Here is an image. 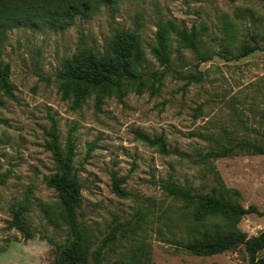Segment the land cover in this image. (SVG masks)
Returning a JSON list of instances; mask_svg holds the SVG:
<instances>
[{
	"label": "rangeland",
	"instance_id": "obj_1",
	"mask_svg": "<svg viewBox=\"0 0 264 264\" xmlns=\"http://www.w3.org/2000/svg\"><path fill=\"white\" fill-rule=\"evenodd\" d=\"M168 19L205 29L203 49L214 57L200 62L174 37L170 65H162L151 46ZM117 27L139 33L143 71L159 78L90 88L75 106L57 75L64 60L83 47L105 52ZM252 33L264 43V0H123L62 29L10 30L0 40L13 85L0 104V264H57V244L70 238L55 219L60 199L47 183L56 170L47 147L53 132L63 147L73 146L91 264L97 250L103 264H249L244 244L208 255L187 250L193 229L226 231L231 222H196L194 203L167 186L215 191L264 212V153L249 152L264 147V51L234 58ZM113 174L125 179L126 196L114 192ZM19 203L29 205L24 232L10 224ZM237 227L256 236L264 214L243 215Z\"/></svg>",
	"mask_w": 264,
	"mask_h": 264
},
{
	"label": "trees",
	"instance_id": "obj_2",
	"mask_svg": "<svg viewBox=\"0 0 264 264\" xmlns=\"http://www.w3.org/2000/svg\"><path fill=\"white\" fill-rule=\"evenodd\" d=\"M123 0H0V40L6 38L7 33L19 27H46L62 29L73 24L77 18H90L102 6L114 5ZM236 1V0H231ZM205 29L181 26L176 21L168 19L162 21L156 30L155 43L151 46L152 55L162 65H170L171 46L174 37L186 48L192 50L200 62L214 57V53L204 50L202 35ZM252 42L241 46L234 58L240 59L256 50L264 51V43H260L256 34L250 35ZM146 59V49L139 33L125 27H117L111 36L108 48L100 53L90 47L78 49L71 57L63 62L58 72L62 83L64 97L71 93L75 95V106H79L89 94L90 88L105 86H119L125 80H135L145 74L159 78L157 71L144 73L143 66ZM11 66L0 62V104L3 95L13 94L11 83ZM197 80L201 75L195 77ZM164 148L163 139L158 140ZM51 151L56 170L51 174L47 183L54 188L60 199V206L55 219L61 220L70 229V238L57 244V264H91V240L79 220V209L82 205V184L74 170L73 146L68 143L63 147L56 133L51 134L47 144ZM249 152L264 153L261 145L251 146ZM226 151H209L207 156H224ZM124 178L112 175L114 192L119 196H126L122 187ZM3 181H0L2 183ZM169 192L194 203L193 217L198 223H203L211 216H221L231 222L226 231H201L193 229L191 239L183 243L190 252L198 255L220 253L244 244L249 253V264H264V256L260 254L264 249V230L256 236H247L238 227L239 219L246 214H264L255 205L245 207L215 193H193L176 184L167 186ZM27 203H19L13 207L10 224L24 232L26 222L24 213L28 211ZM31 236L28 235V238ZM101 263L100 250L96 251L95 263Z\"/></svg>",
	"mask_w": 264,
	"mask_h": 264
}]
</instances>
